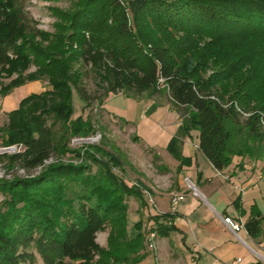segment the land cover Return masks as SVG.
<instances>
[{"label": "trees", "instance_id": "trees-1", "mask_svg": "<svg viewBox=\"0 0 264 264\" xmlns=\"http://www.w3.org/2000/svg\"><path fill=\"white\" fill-rule=\"evenodd\" d=\"M21 1L0 0V71L9 75L32 64L29 76L46 77L50 89L24 96L3 128L2 145H16L0 154L6 167L40 169L0 177V264H34L36 253L45 264L137 263L148 233L171 227L155 219L146 232L126 235L124 201L141 194L113 171L117 159L87 152L77 163L44 164L70 134L90 133L81 117L70 120L73 91L88 104L122 91L152 98L163 85L182 125L197 128L199 150L222 170L234 155L229 125L264 138V0H67L66 9L55 8L52 31L37 28ZM77 63L105 81L101 93H88ZM19 83L13 79L1 92ZM51 114L66 126L62 144L46 125ZM263 219L253 213L244 222L250 237L261 233ZM108 225L102 247L96 235Z\"/></svg>", "mask_w": 264, "mask_h": 264}, {"label": "crops", "instance_id": "crops-1", "mask_svg": "<svg viewBox=\"0 0 264 264\" xmlns=\"http://www.w3.org/2000/svg\"><path fill=\"white\" fill-rule=\"evenodd\" d=\"M110 97L102 102L104 112L114 121L132 126L133 122L107 105ZM130 133L141 145L138 149L134 144L130 148L131 157H127L129 161L125 160L122 167L123 179H134L146 196L157 194L161 210L148 217V226L143 231L155 225L157 219L171 228L156 235V250L158 246L166 248L167 242L173 247L172 240L166 239L171 234L176 237L173 243L180 248L167 261L154 256L155 264H231L236 258L241 259L238 264H264V226L261 225V233L255 238L245 228L240 230L237 235L243 243L223 222L224 216L243 224L253 213L264 216L252 192L257 182L264 179V166L259 170L258 162L234 155L225 168L215 169L199 150L198 139L195 141L190 136L180 115L169 103L157 104L151 112L143 113ZM150 162H154L153 168H148ZM185 177L195 183L197 195L188 188ZM174 195L183 198L172 208ZM164 200L167 205L170 203L171 212L163 213L165 207L161 202ZM135 205L133 202L132 209Z\"/></svg>", "mask_w": 264, "mask_h": 264}, {"label": "rangeland", "instance_id": "rangeland-1", "mask_svg": "<svg viewBox=\"0 0 264 264\" xmlns=\"http://www.w3.org/2000/svg\"><path fill=\"white\" fill-rule=\"evenodd\" d=\"M22 6L29 17L32 18L33 24L43 30L52 31L53 22L56 20L55 8H67L69 2L67 0H22ZM127 23L129 28L134 31L135 25L132 19V14L129 11H126ZM75 67L79 68L82 71L81 84L85 86L88 93L92 96H96L104 90L106 86L105 81L100 80L95 72L90 68L81 67L78 63L75 64ZM36 67L32 64L28 65L21 72H12L8 73L4 70L0 71V154L7 152L4 150V147H16V145H2V141L5 137V132L3 128L9 122V113L16 109L19 105V101L26 95L32 93H42L50 89V84L46 77H34L31 78L29 75L34 73ZM21 78V83L16 84L4 92H1L2 87L7 86L13 79ZM159 82H161L159 80ZM161 91L154 95L155 104L169 103L167 98L166 91L162 88L163 85L159 84ZM111 97L107 100V105L113 107V111L119 116L126 117L125 119L133 122L132 126H124L120 121H114L113 118L104 112V109L101 107L102 102L108 97ZM148 94H143V97H134L124 94V91L119 92L118 94L112 95L108 94L107 97L101 100H94L88 104H85L84 101L79 97V95L73 91L72 94V109L73 113L71 119L73 120L77 117H81L87 121L91 135L93 133L100 134V138L94 143H84L78 138L85 137L81 135H69V138L66 141V146L72 151L65 150V145L62 146L59 152L56 155H53L51 158L52 161L61 160V161H72L74 163L80 162L81 160L86 159L87 152L91 153L94 159L101 160L106 159L112 156L114 159H117L119 162L117 166L113 168V171L121 176L123 175L122 167L125 166V160L130 156L129 151L132 145H136L137 149L141 145L140 142H135L134 137L131 136L130 131L136 126L138 120L140 119L143 113L149 112L148 109L152 105L153 101L146 97ZM178 112V111H177ZM180 115V113L178 112ZM46 116V125H50L52 130L53 138L55 143L62 144L64 139V134L66 126L64 125L61 119H55L54 116ZM244 117H246L244 115ZM232 135L229 140V147L232 154L241 156V159H244L248 162L256 161L258 162V169L264 166V138H254L249 135L248 130L245 127L238 126L232 127L228 126ZM264 131V126L261 129ZM190 136L196 141L197 140V128L188 129ZM87 135V136H88ZM245 148L250 150V154L245 152ZM66 149V148H65ZM241 149L242 152L236 154L234 151ZM76 151L79 154L76 155ZM232 155V157L234 156ZM128 157V158H127ZM94 159L88 158L90 162H94ZM50 161V162H52ZM129 161V159H128ZM7 159L3 158L0 160V175L7 179L12 178L13 176L25 177L27 175L36 174L40 167L32 171H27L21 166H15L12 169L6 167ZM49 163V162H48ZM46 163V164H48ZM112 163H115L112 161ZM148 168H153L154 162L147 164ZM96 169V166H93V170ZM264 172V168H263ZM125 183L129 187L136 186V188L142 192L143 202L140 197L135 195H130L125 199L127 205L124 215V227L126 235L129 238L136 237L139 232H144L143 230L148 226V217L151 214H155L158 209L157 194L148 196L144 194V191L140 186L134 182V179L125 177ZM254 196L256 197V203L259 208L262 209L264 213V179L257 182V185L254 190H252ZM141 196V195H140ZM3 199V194L0 192V203ZM136 202V205L132 209V203ZM161 205L165 207L163 213L171 212L170 203L167 205V202L164 200L161 202ZM161 212V210H160ZM261 225L264 226V219L262 220ZM111 229V226L108 225L105 230L100 231L96 235V242L102 247H108V234ZM242 233L240 232V235ZM243 235V234H242ZM161 236V235H159ZM180 236H178L179 239ZM171 239L170 244L167 242V247L162 248L158 246L150 247L148 243L143 241V248L141 249V254L143 255L142 259L134 264H155L154 256H157V259L160 261H167L170 257V254L173 251H180V248L175 245L176 242L175 235L171 234L166 239ZM168 241V240H167ZM171 248V249H170ZM171 251H170V250ZM33 251V249H31ZM183 252H185L183 250ZM36 253V252H35ZM34 264H45L40 256L36 253ZM115 264V263H114ZM118 264H127V263H118ZM132 264V263H130Z\"/></svg>", "mask_w": 264, "mask_h": 264}, {"label": "built area", "instance_id": "built-area-1", "mask_svg": "<svg viewBox=\"0 0 264 264\" xmlns=\"http://www.w3.org/2000/svg\"><path fill=\"white\" fill-rule=\"evenodd\" d=\"M100 138V134L98 133H93L91 135H88V136H85V137H80L78 138V140L84 142V143H94L95 141H97L98 139ZM16 147H4V150H6L7 152H11V151H14ZM52 161L51 158L45 160L44 164L48 163ZM0 177H2L0 175ZM184 181L185 183L187 184L188 188L191 190V192L195 195L198 194V190H197V187L195 185V183L188 177H185L184 178ZM148 197L150 199V194H148ZM183 198L182 195H174L171 199V207L173 208L175 203L178 201V200H181ZM223 222L228 226L230 227V229L237 235V233L242 230L244 227V224L242 222H239V221H234L230 216H224L223 217ZM238 236V235H237ZM155 237H156V233L154 231H150L147 235V243H148V246L150 247H155ZM238 238L243 242L245 243L239 236ZM241 259L240 258H236L234 259L231 264H238L239 261Z\"/></svg>", "mask_w": 264, "mask_h": 264}]
</instances>
